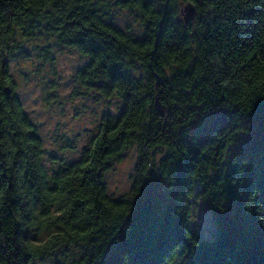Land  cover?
Here are the masks:
<instances>
[{"label":"trees","instance_id":"1","mask_svg":"<svg viewBox=\"0 0 264 264\" xmlns=\"http://www.w3.org/2000/svg\"><path fill=\"white\" fill-rule=\"evenodd\" d=\"M104 1L0 0V264L65 246L56 264H264V0H193L189 23V0H113L140 14L141 35L107 20ZM17 28L77 48L89 57L81 86L122 102L66 165L45 167L16 91L7 56ZM132 146V186L111 197L103 175ZM241 172L255 193L202 243L192 227L200 197L230 192Z\"/></svg>","mask_w":264,"mask_h":264},{"label":"rangeland","instance_id":"2","mask_svg":"<svg viewBox=\"0 0 264 264\" xmlns=\"http://www.w3.org/2000/svg\"><path fill=\"white\" fill-rule=\"evenodd\" d=\"M104 2L108 5L104 14L107 20L136 35L143 34L144 22L137 11L112 4L113 0ZM16 32L17 42L7 58L16 91L42 139L43 163L48 169L66 165L80 157L97 134L102 117L107 113L117 115L122 102L115 96L101 98L94 90L81 86L76 74L89 57L77 48L61 44L56 36L43 31L23 32L17 28ZM138 154V147L132 146L123 160L104 173L111 197H120L131 188ZM200 206L196 205L192 227L210 241L217 232L215 220L201 222ZM46 238L47 233L36 235L38 241ZM68 249L52 250L31 264H56Z\"/></svg>","mask_w":264,"mask_h":264},{"label":"snow or ice","instance_id":"3","mask_svg":"<svg viewBox=\"0 0 264 264\" xmlns=\"http://www.w3.org/2000/svg\"><path fill=\"white\" fill-rule=\"evenodd\" d=\"M193 0H189V3H192ZM259 112V120L261 124H264V101L258 106ZM255 118V116H254ZM214 121V117L208 116L205 118V122L212 123ZM183 174L180 166H177V176L176 179L173 180V183L176 180L180 179L181 175ZM243 172L236 175L232 178L231 183L234 184V187L230 192L225 191L223 187H217L213 191L216 193L215 198L208 197L205 195L204 197H200L201 200L206 201L205 203H201L200 210H201V222L203 219V223H207L210 220H214L218 216H221L225 213L226 210L236 209L239 210L241 207L244 206V201L249 199L253 196L256 189L251 185L247 184L245 179L243 178ZM223 184V181H220ZM259 191L262 196H264V188L259 186ZM195 196L199 197V193H194ZM224 198H227V203H225ZM215 199H220L221 203H225V207L223 208H213L210 206L211 203L214 202ZM193 200V196H187V201L191 202ZM261 229L264 230V223H261ZM203 243V238H202ZM222 264H227V257L222 259Z\"/></svg>","mask_w":264,"mask_h":264},{"label":"water","instance_id":"4","mask_svg":"<svg viewBox=\"0 0 264 264\" xmlns=\"http://www.w3.org/2000/svg\"><path fill=\"white\" fill-rule=\"evenodd\" d=\"M183 19L186 23L194 21L197 15V9L194 3L187 2L181 9Z\"/></svg>","mask_w":264,"mask_h":264}]
</instances>
